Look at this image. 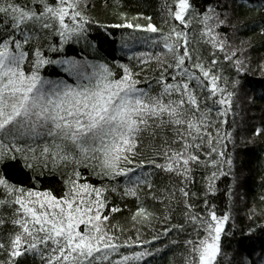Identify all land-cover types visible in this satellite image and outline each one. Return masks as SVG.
Here are the masks:
<instances>
[{
  "label": "snow or ice",
  "instance_id": "snow-or-ice-1",
  "mask_svg": "<svg viewBox=\"0 0 264 264\" xmlns=\"http://www.w3.org/2000/svg\"><path fill=\"white\" fill-rule=\"evenodd\" d=\"M147 7L0 0V264H147L170 246L219 264L250 180L264 205V154L247 159L264 125L235 135L245 77L264 78L240 5ZM249 10L264 36V3ZM117 41L127 62L106 53Z\"/></svg>",
  "mask_w": 264,
  "mask_h": 264
},
{
  "label": "trees",
  "instance_id": "trees-1",
  "mask_svg": "<svg viewBox=\"0 0 264 264\" xmlns=\"http://www.w3.org/2000/svg\"><path fill=\"white\" fill-rule=\"evenodd\" d=\"M127 2L135 3V0H127ZM145 2L151 4L152 7H147L143 10L148 14H152L157 0H145ZM237 2L240 5L237 9L238 14L242 19L248 21V26L241 28L237 36L240 38L250 37L252 39V55L254 58H258L264 55V36L259 32L258 23L253 24L251 20L259 21L261 14L249 9L253 5L259 7L261 3H264V0H237ZM94 14L101 18L106 17L104 10L99 7ZM107 18L111 19L110 16ZM116 34L118 35L119 33L117 32ZM229 35L231 36V32H229ZM104 47L106 53L110 52L112 56L122 58L127 62V57L121 52L118 41L113 46L105 44ZM135 50L147 51L148 49L142 45H136ZM245 80V87L236 102L239 105L237 108L238 115L234 117L237 142H240L241 139L247 140L256 127L264 125V78H261L258 73L255 75L249 73ZM229 118L230 120L233 119L231 115ZM247 147L249 149L247 159L252 161L255 167L256 157L264 154V137L257 139L255 145L249 144ZM13 175L16 179L22 178L18 175ZM220 187L223 188L224 185L221 184ZM258 196L259 189L250 180L247 195L232 205L233 219L226 225V231H230L232 235L222 237L223 253L218 257L219 264H229V261H231V264H244L245 260L249 264H264V227H262L264 226V216L249 219L247 215L248 210L254 203L258 213L261 209H264V205L259 203ZM216 203L221 211H226L228 208L226 194L218 193ZM129 206H132L131 202ZM124 215H127V213ZM233 222L236 225L234 228L231 227ZM249 228H252L253 231L249 232ZM156 246H160L158 242H156ZM183 251L182 246H170L163 249L159 254L146 258L147 264H183L181 255Z\"/></svg>",
  "mask_w": 264,
  "mask_h": 264
}]
</instances>
